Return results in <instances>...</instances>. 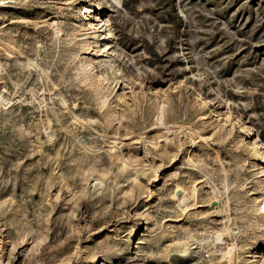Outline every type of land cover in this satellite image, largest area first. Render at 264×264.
<instances>
[{"label": "rangeland", "instance_id": "obj_1", "mask_svg": "<svg viewBox=\"0 0 264 264\" xmlns=\"http://www.w3.org/2000/svg\"><path fill=\"white\" fill-rule=\"evenodd\" d=\"M94 1L119 71L103 92L77 71L91 0H0V264H230L231 244L246 264L264 252V0Z\"/></svg>", "mask_w": 264, "mask_h": 264}, {"label": "bare ground", "instance_id": "obj_2", "mask_svg": "<svg viewBox=\"0 0 264 264\" xmlns=\"http://www.w3.org/2000/svg\"><path fill=\"white\" fill-rule=\"evenodd\" d=\"M113 1L120 4V0H113ZM81 3H84L86 5L87 3H89V0H82ZM98 8H99V5H97V2L94 0H91V3L87 4L86 15H83V8L82 7L78 8V14L77 15H79V17H82V19L80 20V28L81 29H79L78 31L82 32V35L85 37L84 42H83V43H85V44H83L84 45L83 49H85V51L88 53H84L82 56L83 58L79 59V63H78L79 66L77 67V71H78V74L81 75V78L83 81H87L91 85L96 86L97 90L102 91L105 89L104 82L105 81L109 82V79H110V77L108 76V71H111V73L114 77V81L117 84L119 82V77H117L116 75L118 74L119 71H118V69L115 65V62L112 59V55H111V52L114 48L113 44H114V37H115V34L113 32L114 30L112 29L111 21L107 17V15L105 16V15L96 14V11ZM86 46H87V48H86ZM98 56L104 57V60L100 64L98 63L99 67H98L97 63L95 62L96 61L95 59ZM196 96L200 99L201 106L202 107L206 106V101H204V99H202L201 95L197 94ZM99 99L101 100L103 106L104 105L106 106L107 102L109 100L108 96H106L104 94L102 96H100ZM166 105L167 104H165V101H163L162 104L158 108L159 110H157L158 116H159L158 120L161 123L164 120H166L165 119ZM107 108L109 110V113L114 115L113 107H107ZM229 116H231V115L229 114ZM238 122L240 123V121H238ZM240 126H241V130H243V132L249 133L246 125L240 124ZM251 146H253V152H254L255 158L264 164V146L262 145L261 141L259 139L253 140V141H251ZM120 153L117 154V155H119L117 157V160L122 163L123 168H128V166L130 164L128 165L127 161H125V159H124L125 157H122V155H121L122 153L121 154ZM260 173L264 174V169ZM96 181H98V180H96ZM99 181H100V179H99ZM175 188H176L175 193L173 194L174 199L176 201L182 203V204H186L187 201L191 199L190 195L181 186H179V184L176 185ZM196 189L197 188L194 186L193 190L191 191L192 192L191 195L193 196L192 198H194L195 200L197 197V190ZM262 191H263L262 199L259 201H257L255 199V203H254L255 205H254V208L252 210V214H251L250 218L252 219L251 221H253L255 223V225L257 227L256 229L263 230V232H264V190H262ZM213 203L215 205H217L219 203V201L216 199L215 201H213ZM192 204H193V206H196L198 203L194 202ZM228 233H229L228 227H226L222 231L216 233L217 241H222L223 236L228 235ZM137 235H139V236L141 235V233L138 231V229L135 230L134 238ZM263 235H262V237H263ZM214 237H215V234H214ZM137 239L135 241H132L131 243L135 244ZM198 239L199 238H197V240ZM197 243H201L202 247H204V245H205L202 239L201 240L199 239ZM195 244H196V242H195ZM195 244H194V246H195ZM215 244H216V242H215ZM251 245H250V247H251ZM186 246H185V249L182 250L183 255H184L183 256L184 259H186L188 256L191 257L193 254L190 246H187V247ZM237 247H238V245H237ZM233 249H234V246L231 244V246L229 245V247L227 248V251L223 252V254H222L223 259H225L226 262L230 263V264H235V261H236V259L234 258V255H233ZM261 250H263V249H261ZM130 252H131V248L125 246L120 250L119 255L122 257L123 255L128 254ZM248 253L246 254L247 256L245 255L244 258H241L239 255L238 260L239 261L244 260L246 262V264H264V252L260 251L259 246H256L252 249L250 248ZM181 255H182V253H181Z\"/></svg>", "mask_w": 264, "mask_h": 264}]
</instances>
